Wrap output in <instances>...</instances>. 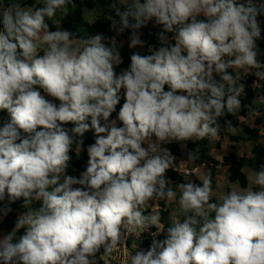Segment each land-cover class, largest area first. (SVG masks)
<instances>
[{
    "label": "clouds",
    "instance_id": "obj_1",
    "mask_svg": "<svg viewBox=\"0 0 264 264\" xmlns=\"http://www.w3.org/2000/svg\"><path fill=\"white\" fill-rule=\"evenodd\" d=\"M70 3L0 5V110L8 114L0 121V201L19 200L22 209L0 234V264H97L101 247L110 254L125 233L150 227L142 239L149 246L136 247L129 264H264V163L247 174V189L218 199L211 171L175 190L165 176L171 167L195 177L201 164H177L181 154L166 145L221 136L219 120L241 108V70L253 72L257 88L264 82L256 43L264 0H110L114 35L87 39L50 29ZM150 23L155 44L141 39ZM125 30L128 48L147 54L131 52L120 67L116 37ZM223 128L240 129L230 119ZM70 150L86 152L78 175L67 174ZM198 152L188 150L187 160ZM165 198L177 204L166 229L160 210L144 213Z\"/></svg>",
    "mask_w": 264,
    "mask_h": 264
},
{
    "label": "trees",
    "instance_id": "obj_2",
    "mask_svg": "<svg viewBox=\"0 0 264 264\" xmlns=\"http://www.w3.org/2000/svg\"><path fill=\"white\" fill-rule=\"evenodd\" d=\"M20 2L25 5L35 4V0H20ZM11 3V0H0V5ZM110 0H71V3L67 5L68 12L63 15H57L49 21L50 29L53 28H65L69 30L77 38L87 39L97 33H103L106 36H112L114 33L110 30L109 24L110 21L106 20L105 14H113L112 9L108 7ZM123 8V6H120ZM86 8L94 9L98 8L99 11L94 20L90 21L86 16ZM258 20L264 21V16H257ZM60 20V23H59ZM55 21V23H53ZM261 39L256 41L258 48L264 51V23H261ZM142 32L141 39L155 44V32L158 31L157 28H153L151 23L140 30ZM129 30H125L124 33L120 34L117 37L123 39H128ZM107 44V41H103ZM131 52H139L140 54H147L146 47L136 46ZM130 51L121 50L120 53L123 57V64L120 67H126L129 63ZM262 62H264V55L258 56ZM119 71V67L116 69ZM228 71H231L229 69ZM254 71V70H253ZM241 77L238 83L243 85V91L239 99L241 102V108L237 111L235 116L227 114L226 117L221 118L219 123L222 125L220 130L221 136H228L230 144L227 148L221 145V140H217L214 146H211L209 138H203L200 141L193 142L187 141L185 149L195 150L196 147L199 148L198 158L193 163L197 164H206L212 174V188L214 187L215 180L214 176L216 175V168L223 167L228 182H236L242 188L248 187L247 174L244 172L243 167H248L250 169L258 168L259 164L264 163V82H259L260 87H256L254 82H257V77L253 72H247L246 70L241 72ZM166 87V86H165ZM123 99H121V102ZM120 104L116 105L117 111L119 110ZM115 112L112 113V116H115ZM7 112L5 110H0V121H3L7 118ZM242 118V120H240ZM232 120L235 128L239 127L240 130H235L234 134L225 132L226 129L223 128L224 120ZM71 127V123L67 125ZM260 137H263L262 140H259ZM239 139H249L251 141V146L248 150L238 151L236 142ZM93 142V132L89 130L84 134V145L90 144ZM143 146V145H142ZM75 144L73 148L75 149ZM166 147L170 150L171 154L179 155L181 153L179 143L173 142L167 144ZM217 148V155L214 154L211 150ZM69 168L67 169V174L78 175L79 171L83 170L87 156L86 152L81 151L77 155L74 151H69ZM177 163V162H176ZM178 164V163H177ZM185 165L189 166L190 163ZM166 178L170 181L167 187L173 188L174 190L177 187V183L188 182L191 180L193 183L200 184V180L196 177L192 179H184L182 175L178 174L175 169L169 168L165 172ZM230 189H226V192ZM167 198L165 199H154L153 202L160 206V220L164 224L165 229L171 223L168 219V208L166 206ZM21 201L17 200L14 203L9 205L8 201H0V210L8 208L10 206L11 211L7 215L0 216V234L7 233L14 227L15 218L19 211H21ZM182 219V217H181ZM155 229L152 227V230ZM24 229L21 228L17 231L16 235L19 237L23 233ZM164 237V233L158 237L161 239ZM150 239H145L143 241L144 249H146L150 242ZM99 256V252L97 253ZM100 257V256H99Z\"/></svg>",
    "mask_w": 264,
    "mask_h": 264
},
{
    "label": "rangeland",
    "instance_id": "obj_3",
    "mask_svg": "<svg viewBox=\"0 0 264 264\" xmlns=\"http://www.w3.org/2000/svg\"><path fill=\"white\" fill-rule=\"evenodd\" d=\"M238 2H242V0H238ZM27 6L28 5H25V7H27ZM98 11H99L98 8H94V9H87L86 8V16H87V18L90 21L94 20ZM116 39L118 41V44L121 46V50L130 51L131 52L135 48V47L131 48V49L128 48V46H127L128 39L125 40V39H123L121 37H116ZM138 47L140 48V46H138ZM243 71H245V70H241V72H243ZM237 129H238V127H237ZM216 138L217 139L219 138V140H221V145L223 147L226 146L225 148H227L229 146L230 142H231V141H229V138L226 135L219 136V137H216ZM262 139H263V137L259 138V140H262ZM216 140H213L211 142V144H214L216 142ZM236 146H237L238 151H241L243 149L248 150L249 147L251 146V142H250V140H247V139L246 140L245 139L244 140L241 139L240 141L236 142ZM212 152L217 155V148L213 149ZM174 160H175L174 162H178V164H181V166L182 165L186 166L185 165L186 163H188V164L190 163V165H191V162H192L190 160H187V155L186 154H181L180 158H177V159H174ZM208 169H209V167L207 165H205V164L198 165L195 168L194 176L196 178H198L199 180H201L203 178V176L208 172ZM245 169L249 170L248 168H244L243 170L245 171ZM216 170H217V172H216V175L214 176L215 186L213 187V195H212L213 199H218L219 196L224 194L226 192V186L230 190H232L233 187H237V190H240V188H242L236 182H230V181L228 182V178H227L226 172H225L223 167H217ZM245 173L248 174L246 171H245ZM248 187H249V181H248ZM248 187L243 188V189H247ZM153 200L149 201L144 206L146 208V210L150 209L149 212H148V215H151L153 213V211L160 209V208L158 209L155 206L151 205L153 203ZM166 206L168 208V219H169L170 222H172V220H174L176 218L175 216L172 215V211H173L174 208L177 207V204L175 203L174 199H172V200L167 199ZM146 210L144 211V213H146ZM150 229L152 230V227H150ZM150 229L148 231H146V232H142L137 238H134L132 241H130L131 248H132V253H134L136 251V247H137V249L143 248L142 239L144 237H146V235H150L149 234L151 232ZM160 234L161 233H159L158 235H160ZM131 235L132 234H129V236H128L130 239H132ZM101 252H102V249H101ZM101 254L102 253H100V250H99V256Z\"/></svg>",
    "mask_w": 264,
    "mask_h": 264
},
{
    "label": "built area",
    "instance_id": "obj_4",
    "mask_svg": "<svg viewBox=\"0 0 264 264\" xmlns=\"http://www.w3.org/2000/svg\"><path fill=\"white\" fill-rule=\"evenodd\" d=\"M145 209L146 208L144 207V210ZM125 235L129 236L128 233H125ZM131 236L132 239L126 237L125 241L122 240L110 254L105 255L103 253V247L100 248V253L102 254L100 255V257L97 256V264H129V257L131 254H133L130 241H132L134 238H137L135 234H132ZM149 236L150 235H146V237L144 238H147Z\"/></svg>",
    "mask_w": 264,
    "mask_h": 264
},
{
    "label": "crops",
    "instance_id": "obj_5",
    "mask_svg": "<svg viewBox=\"0 0 264 264\" xmlns=\"http://www.w3.org/2000/svg\"><path fill=\"white\" fill-rule=\"evenodd\" d=\"M216 139H217L216 137H215V138L210 137V138H209V141L212 142L213 140H216ZM217 140H218V139H217ZM217 140H216V141H217ZM179 145H180V144H179ZM143 146H146V145H143ZM180 147H181V148H180V150H181V153H180V154H186L187 150H186L185 148H183V144H181ZM174 161H175V160H174ZM244 168H248V167H243V169H244ZM248 169H249V170H246V169H245V171H246L247 173H249V172L252 170V169H250V168H248ZM245 171H244V172H245ZM227 185H228V184H227Z\"/></svg>",
    "mask_w": 264,
    "mask_h": 264
}]
</instances>
